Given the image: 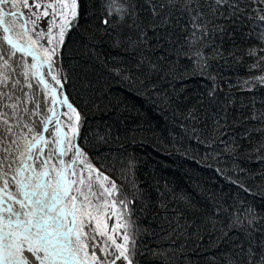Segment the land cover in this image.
I'll return each mask as SVG.
<instances>
[{
	"label": "trees",
	"instance_id": "trees-1",
	"mask_svg": "<svg viewBox=\"0 0 264 264\" xmlns=\"http://www.w3.org/2000/svg\"><path fill=\"white\" fill-rule=\"evenodd\" d=\"M132 3L138 5L146 44L129 47L128 38H138L130 19L104 24V0H78V16L58 49L64 92L81 117L77 142L127 197L124 219H130L128 231L137 240L134 264H224L236 257L237 245L248 248L249 238L229 231L222 215L215 216L213 229L208 218L217 204L245 201L264 215V124L248 119L264 111V84L244 83L264 76V26L244 17L235 23L214 20L209 28L218 24L225 31L204 41L202 70L189 59L196 49L184 44L180 27L153 30L145 0ZM259 6L253 0L250 11ZM252 29L258 31L250 36ZM141 60L142 71L134 67ZM149 62L160 71L149 72ZM190 111L196 120L186 119ZM208 152L220 153L221 161L205 159ZM221 167L250 191L230 183L216 171ZM261 242L264 235L254 234L257 255ZM236 264L242 261L236 258Z\"/></svg>",
	"mask_w": 264,
	"mask_h": 264
},
{
	"label": "snow or ice",
	"instance_id": "snow-or-ice-1",
	"mask_svg": "<svg viewBox=\"0 0 264 264\" xmlns=\"http://www.w3.org/2000/svg\"><path fill=\"white\" fill-rule=\"evenodd\" d=\"M145 3L153 18L150 25L153 30L178 26L186 33L184 44L190 50L196 49L189 59H194L202 70L207 64V58L200 50L207 47L204 41L210 34L225 31L224 26L218 24L210 29L214 20L222 18L235 23L244 17L249 23L255 21L264 26V0H259L256 12L250 11L253 0H156L155 3L145 0ZM104 7L107 13L105 25L110 21L116 25L126 24L129 19L132 21L128 26L137 30L138 38L133 41L129 37V47L135 49L146 44L147 32L137 23L138 5L132 0H104ZM77 16L78 0H0V30L7 46V50L0 49V85L8 86L12 79V59L21 53L23 59L15 65L22 69L19 75L27 79L31 73L47 93L45 102L50 97L51 105L68 109L57 116L54 107L48 108L52 116L45 117L41 130L24 124L22 127L28 132L22 134L14 131L9 123L10 114L4 111L11 108V116H16L21 111L19 103L0 105V264H117L120 260L134 264L137 240L134 233L128 231L130 219H124L127 197L115 181L95 168L79 146L81 117L66 95L62 99L58 96V91L63 93L66 78L57 67L60 60L57 50L64 45L65 36ZM184 17H187L186 23L181 25L180 20ZM43 20L48 22L47 30L37 27ZM257 31L252 29L249 35ZM168 38L171 42L170 33ZM259 39L264 40V30H259ZM214 52L220 55L217 49ZM254 52V49L250 50L249 55ZM260 60L264 61V56ZM144 63L141 60L134 67L142 71ZM45 65L47 73L41 71ZM113 71L130 70L117 68ZM148 71L160 69L149 62ZM124 78L130 79L129 76ZM250 82L264 84V76L244 81L245 84ZM19 83L20 80L12 81V87ZM54 85L59 86V90ZM28 87L32 85L29 83ZM5 97L12 98L9 92L0 91V99ZM36 107L39 108V104ZM22 110L29 111L27 108ZM72 114H75V120ZM53 117H56L54 123ZM186 119L196 120L197 117L190 111ZM248 119L264 124V111L253 112ZM50 126L54 130H50ZM200 142L204 143L203 140ZM207 143L211 148L215 141ZM225 152L231 154L232 149L225 146ZM208 158L220 162L221 154L208 152L205 159ZM216 171L240 190L250 191L238 175L235 178L229 176L228 169L221 167ZM213 214L208 218L213 229L218 223L215 216L222 215L228 221L229 231H242L249 238L248 248L237 245L236 257L226 259L224 264H236V258L242 264H264V242L260 244L259 255L252 246L254 234L264 235V215L245 201L217 204ZM110 220L115 221L111 228ZM227 235L228 232L223 233V236Z\"/></svg>",
	"mask_w": 264,
	"mask_h": 264
},
{
	"label": "bare ground",
	"instance_id": "bare-ground-1",
	"mask_svg": "<svg viewBox=\"0 0 264 264\" xmlns=\"http://www.w3.org/2000/svg\"><path fill=\"white\" fill-rule=\"evenodd\" d=\"M2 30H0V49L7 50V46L5 45L3 39H2ZM21 59H23L21 53H17L16 56L12 59V65L13 70L10 72L11 80L9 81L8 86L5 87V92H9L11 95L10 103H19L21 111L18 112L16 115V121H19V124L21 127L17 128V125L13 127L14 131H19L22 134H25L28 132L27 128L22 127L24 124H28L30 127L34 128L36 131H40L42 128V124L45 120V117L52 116V112L48 111V108L54 107L55 111L57 113V116L61 112L68 111L66 106H60V105H51L50 103V97L48 98V101L45 102V96L47 95L46 91L43 88V85L38 83V80L33 78L31 73H29L27 79H25L23 76L19 75V73L22 71L21 68L16 67V63L19 62ZM30 60V58H29ZM42 72L47 73V66L41 68ZM20 80L19 84H16L15 87H12V81ZM31 84L32 87H28V84ZM53 83L54 82H51ZM56 86V85H54ZM59 90V86H56ZM65 94L64 89L63 93H59V98H63V95ZM39 104V108L36 107V105ZM27 108L29 111L25 112L22 109ZM75 108V107H74ZM37 112L40 114L37 115ZM56 117H53V123L55 122ZM61 120L64 119V117H60ZM50 130H54L52 126H50ZM91 250V249H90ZM97 254L100 255L99 251L97 250Z\"/></svg>",
	"mask_w": 264,
	"mask_h": 264
},
{
	"label": "rangeland",
	"instance_id": "rangeland-1",
	"mask_svg": "<svg viewBox=\"0 0 264 264\" xmlns=\"http://www.w3.org/2000/svg\"><path fill=\"white\" fill-rule=\"evenodd\" d=\"M29 27H31V25H29ZM38 28L40 29H44V30H47V27H48V22L47 20H43L41 22L38 23ZM42 43H45V41H42ZM57 53H58V50H57ZM57 67L59 68L60 70V67H59V63L57 65ZM5 87L6 86H3V85H0V91H3L5 92ZM4 103H8V104H11L10 103V100L7 99L6 97L3 98V99H0V105L4 104ZM4 111L8 112L10 114V120H9V123L12 127L16 126L17 125V121H16V116H11V113H12V109L11 108H5ZM73 116V120H75V114H72ZM110 186V185H109ZM103 219V218H102ZM115 221L114 220H110L108 221V225H109V228H111V225L114 223ZM119 242V241H118ZM99 251V249H97ZM117 264H126L125 261L123 260H120L117 262Z\"/></svg>",
	"mask_w": 264,
	"mask_h": 264
},
{
	"label": "water",
	"instance_id": "water-1",
	"mask_svg": "<svg viewBox=\"0 0 264 264\" xmlns=\"http://www.w3.org/2000/svg\"><path fill=\"white\" fill-rule=\"evenodd\" d=\"M64 95H66V94H64ZM96 169H99V168H96ZM99 170H100V169H99ZM100 172H102L104 175H106L107 177H109V175L106 174L104 171L100 170ZM109 178H110V177H109Z\"/></svg>",
	"mask_w": 264,
	"mask_h": 264
}]
</instances>
